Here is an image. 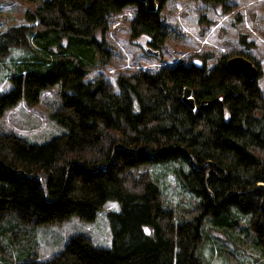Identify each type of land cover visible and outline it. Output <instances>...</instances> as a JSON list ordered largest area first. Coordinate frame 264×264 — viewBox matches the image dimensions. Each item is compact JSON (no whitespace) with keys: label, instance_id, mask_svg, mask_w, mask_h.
<instances>
[{"label":"trees","instance_id":"obj_1","mask_svg":"<svg viewBox=\"0 0 264 264\" xmlns=\"http://www.w3.org/2000/svg\"><path fill=\"white\" fill-rule=\"evenodd\" d=\"M167 1L149 10L143 0H42L26 10L28 23L0 33V62L23 51L10 64L12 87L0 93V118L22 97L33 105L60 83L52 117L66 128L41 143L0 131V264H212L214 254L237 261L227 243L264 258L258 79L230 70L224 53L213 66L189 59L121 73L119 91L102 72L86 80L109 60L105 37L127 6L134 8L131 37L143 38L149 55L161 52L171 32L162 14ZM202 1L226 12L237 7ZM186 86L194 108L182 99ZM170 176L184 201L173 202ZM108 200L120 204L108 212L110 247L79 233L38 258L39 225L71 215L94 220ZM25 240L29 250L16 255Z\"/></svg>","mask_w":264,"mask_h":264},{"label":"rangeland","instance_id":"obj_2","mask_svg":"<svg viewBox=\"0 0 264 264\" xmlns=\"http://www.w3.org/2000/svg\"><path fill=\"white\" fill-rule=\"evenodd\" d=\"M42 0H0V33L12 25L28 23L25 19L27 9L36 8ZM237 7L231 11H223L221 6L204 3L202 0H168L162 10L170 27V34L162 51L149 55L145 49L144 39H135L130 34V19L134 8L127 6L111 19L105 39L111 48V56L107 62L88 73L91 79L100 72L113 82L119 91L117 78L121 73L131 74L139 68L156 70L164 62L189 60L197 63L207 62L213 66L221 55L242 54L250 56L261 68L258 83L264 90V0H232ZM97 36L101 38L100 33ZM22 50H12L5 61L0 62V93L12 87L9 79L11 61ZM61 85L56 83L41 91L39 101L29 105L25 97L7 108L0 118V131H14L31 142L41 143L52 136L61 134L66 128L53 117L61 101ZM169 194L173 202L184 201L179 187L172 176L169 177ZM111 210H120L116 200H108L98 211L94 220H84L78 215H71L59 223L39 225L36 229V245L33 248L39 259H47L61 251L67 241L76 234L88 235L98 247L112 245V230L108 217ZM224 239L225 236H222ZM221 242V241H220ZM25 240L22 248L29 250ZM233 251H238L237 261L211 255L212 264H264V258L251 248H235L227 243ZM218 243H213L217 252ZM236 252V251H235ZM210 251H208V255Z\"/></svg>","mask_w":264,"mask_h":264},{"label":"water","instance_id":"obj_3","mask_svg":"<svg viewBox=\"0 0 264 264\" xmlns=\"http://www.w3.org/2000/svg\"><path fill=\"white\" fill-rule=\"evenodd\" d=\"M149 10H155L158 7L157 0H143ZM226 64L228 68L236 73L241 74L243 77L250 80H257L261 74V68L254 60L242 55L235 54L227 58ZM183 101L194 108L196 106L195 98L192 96V88L186 86L184 88Z\"/></svg>","mask_w":264,"mask_h":264}]
</instances>
